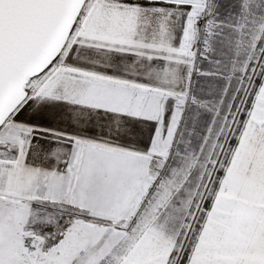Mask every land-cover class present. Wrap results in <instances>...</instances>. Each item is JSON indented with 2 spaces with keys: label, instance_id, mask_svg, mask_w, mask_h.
<instances>
[{
  "label": "snow or ice",
  "instance_id": "obj_1",
  "mask_svg": "<svg viewBox=\"0 0 264 264\" xmlns=\"http://www.w3.org/2000/svg\"><path fill=\"white\" fill-rule=\"evenodd\" d=\"M0 264H264V0H0Z\"/></svg>",
  "mask_w": 264,
  "mask_h": 264
}]
</instances>
